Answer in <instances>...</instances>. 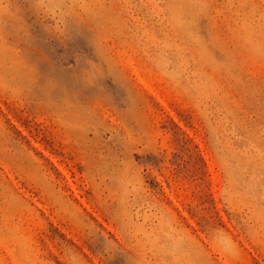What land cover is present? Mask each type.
Instances as JSON below:
<instances>
[{"label":"rangeland","instance_id":"374dc122","mask_svg":"<svg viewBox=\"0 0 264 264\" xmlns=\"http://www.w3.org/2000/svg\"><path fill=\"white\" fill-rule=\"evenodd\" d=\"M0 264H264V0H0Z\"/></svg>","mask_w":264,"mask_h":264}]
</instances>
